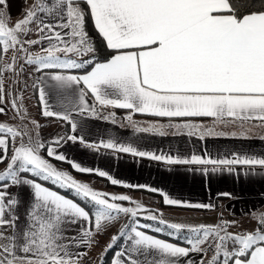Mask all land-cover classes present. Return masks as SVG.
Listing matches in <instances>:
<instances>
[{"label":"snow or ice","instance_id":"obj_1","mask_svg":"<svg viewBox=\"0 0 264 264\" xmlns=\"http://www.w3.org/2000/svg\"><path fill=\"white\" fill-rule=\"evenodd\" d=\"M6 4L7 0H0V6ZM5 7H0V60L10 51L13 55L10 63L0 64V105L6 97L3 74L18 75L25 64L34 66L41 73L32 87L39 93L42 115L64 121L71 134L46 144L38 133L33 138L27 124L0 122V163L7 161L0 172V264H81L87 252L74 249L91 248L94 237L121 216L129 222L105 248L107 252L123 241L111 264H194L193 253L203 257L208 251L213 252L208 264H264V214H258L254 229L235 233L229 229L236 221L171 223L128 195L93 190L41 154L46 150L47 157L67 162L79 173H94L129 189L146 186L83 167L57 148L79 142L90 149L103 147L172 165L213 166L202 168L204 175L223 171L221 166L229 172L233 165L264 169V157L212 159L193 154L181 158L141 151L112 139L90 143L77 135L82 121L75 118H111L116 123L114 112L101 115L102 110L114 108L169 121L213 118L223 125L259 121L264 126V0H35L14 26L8 23ZM89 16L113 53L103 62L86 31ZM33 31L37 39H28ZM37 45L43 54L30 52ZM52 92L60 98L56 107L49 103ZM10 104L14 118L23 122L27 112L22 97L12 95ZM0 114H6L5 107L0 106ZM126 119L137 132L160 136L165 135V127L178 133L187 130L189 136L199 132L200 139L213 134L191 122L138 127L131 114ZM30 123L39 128L36 121ZM10 187L29 190L23 223L21 194L9 193ZM160 194L165 205L214 208L210 203H188ZM142 212L147 213L142 219L153 223H140ZM73 226H78L76 234L66 235ZM143 229L182 239L187 246Z\"/></svg>","mask_w":264,"mask_h":264},{"label":"crops","instance_id":"obj_2","mask_svg":"<svg viewBox=\"0 0 264 264\" xmlns=\"http://www.w3.org/2000/svg\"><path fill=\"white\" fill-rule=\"evenodd\" d=\"M34 2L35 0H7L6 7H0H5L8 23L10 26H14L16 22L24 18L25 11ZM45 19L47 20L48 18L46 17ZM86 23V28L97 43L98 52L108 56L107 59H109L113 53L104 45L102 38L94 28L90 16ZM32 28L35 29V25H32ZM32 34H36L35 31ZM27 38L37 39V37H31V35ZM43 46H47V41L44 42ZM30 52L32 54H43L40 45L31 47ZM7 59L8 57L4 55L2 64L6 65ZM27 68L31 69V65H27ZM34 72L39 78L41 73L35 70ZM8 74L10 75L8 72L3 74L4 82L7 81ZM73 74H77L76 70H73ZM9 78L12 79V77ZM26 81L28 82L27 79ZM35 81L36 77L32 82L34 83ZM31 85L33 84L25 86L27 93L31 96H28L27 99L32 101H29L31 105L30 112L34 116L35 112L39 114L41 122L44 123V134H52L55 137L71 134L70 126L64 121L58 120L55 117H44L42 115L43 106L39 100V93ZM4 88L6 92L5 103L0 106L5 107L6 114L9 115L13 113L10 104L12 95L7 94L11 93L12 86H4ZM59 99L56 93H50V105L56 107ZM89 102H92L91 99ZM30 112L28 113L29 118H31ZM109 112L115 113L116 123H112L111 118L109 120H103L87 116H76L77 121H82V130L78 129L77 135L84 136L87 142L94 144L112 139L119 144H131L141 151L152 152L157 155L179 156L181 158H190L193 154L212 159H233L236 156L264 157V126H261L259 121H250L244 123L243 126H241L240 122L223 125L216 122L213 118H189L187 121L173 119L169 121L167 118L130 113L129 110L114 108L102 110L101 115L107 116ZM129 114L132 115L133 121L136 122L138 127L191 122L201 125L202 131L211 129L213 134L206 135L203 139H200L199 132L196 135L189 136L187 135V130H179L178 133V130L168 127L164 128L165 135L163 136L153 133L137 132L126 119ZM4 115L0 114V118H3ZM219 133H223V135ZM49 142L45 143L47 144ZM57 151L66 155L69 160L81 164L83 167L106 171L124 183L146 186L145 189H129L114 186L106 178L99 177L94 173H79L72 169L69 163L47 157L46 150H42L41 153L58 169L67 171L80 182L88 183L91 187L95 186L93 190L109 195H128L132 200L141 203L143 206L146 202H151V207L146 208L152 214H156L171 223L184 222L187 219H198L205 225H215L222 220L236 221V224L229 230H233V232H244L254 229L257 226L258 214H264V169H260L259 167L250 169L246 165H233V171L229 172L227 166H221L223 167V171L215 173L210 171L208 175H204L201 169L204 167L211 169L213 166L172 165L149 158L134 157L127 153L115 152L114 150L103 147H100L99 150L90 149L81 145L79 142L65 143L62 147L57 148ZM6 167L7 161L0 163V172L4 171ZM147 188H155L159 191L151 192L146 190ZM18 191L22 199L19 214L21 216V223H23V215L28 202L29 190L27 188L17 189L16 187H10L8 189V192L11 194H16ZM161 192L167 194L172 199L183 202L210 203L214 205V208L206 210L165 205L163 196L160 194ZM224 193L230 195H223ZM63 194L71 196L70 193ZM122 203L124 206L129 205L128 202ZM171 212L178 214H171ZM117 223L118 225H114H117L114 229V234H117L125 223H128V218L121 216L117 220ZM249 224H251L250 229L248 228ZM76 228L78 226H73L72 230L68 231L66 235H75ZM143 230L147 234L157 236L148 232L146 229ZM103 232L104 230L94 237L95 243H93L91 248L81 247L74 249L80 252H87V255L83 256L81 264L91 263V253L94 251L97 243L96 238L98 236L104 238ZM158 238L180 244L181 246H187L183 240L174 241L169 238ZM191 259L194 261V264H200L201 259H203L204 264H208L211 258L207 254L201 257L200 254L193 253Z\"/></svg>","mask_w":264,"mask_h":264},{"label":"rangeland","instance_id":"obj_3","mask_svg":"<svg viewBox=\"0 0 264 264\" xmlns=\"http://www.w3.org/2000/svg\"><path fill=\"white\" fill-rule=\"evenodd\" d=\"M87 20H89V17L86 18V21ZM86 25H87V23H86ZM86 25H85V27H86ZM86 31L88 32L90 38L92 39V41L95 43V45L97 47V43H96L95 39L91 37L92 35L89 33V31H88L87 28H86ZM31 37H37V35L36 34H31ZM99 54H101V52H98L97 55H99ZM5 55L8 57V59H7V64H8V63L11 62V59L10 58H12L13 53L10 51L9 53H7ZM9 59H10V62H9ZM19 63L20 64H24V61L23 60H20ZM1 64H2V61H1ZM34 70H35L34 69V66H31V69H29V68H27V65L25 64L24 67H23V70L20 71L18 75L15 74V73H13V72H8V73H10V75L8 74V78L9 77H12V79L9 78V83H8V78H6L7 81L4 82V86H12V88H11L12 95H16V96H21L22 97V104H23V108L27 112V118L22 122L19 118H14L16 116V114L13 112L14 114L13 113H11L9 115L5 114L3 118H0V122L7 123L9 125H21L22 123L23 124H27L28 125V128L31 131V134H32V136H33L34 139L37 137V133H38V137H39V139L41 141H43V142H49V141L53 140L56 137L53 136L52 134H50V135H48V134L45 135L44 134V130H43L44 123L41 122V119H40L39 114H37L35 112V116H34L33 113L30 112L31 105H30V102L29 101H31V100H28L27 99V97L30 96V94L27 93L25 86H29V84H34L32 82V80L34 81V78L35 77H36V80L38 79V76L36 75V73L34 72ZM26 76H27V78H26ZM25 78L28 80V82L26 81ZM29 82H31V83H29ZM29 112L31 113L30 114L31 118H29V114H28ZM31 120L36 121L37 124L39 125V128H36L34 125H32L30 123ZM94 187L95 186H92L93 189H94ZM150 205H152L151 202H148V203L146 202L144 204V207L145 208L146 207H151ZM125 206H132V205L129 204V205H125ZM146 214L147 213H144V212H142L140 214L142 223H145L146 222V220H143L142 219V217L144 215H146ZM171 214H178V213H176V212L172 213L171 212ZM128 222H129V220H128ZM179 223L186 224V225H193V226L202 224V222L200 220H198V219H193V220L192 219H187L184 222L182 221V222H179ZM115 224L118 225L117 220L114 221L112 224L108 225L104 229V232H103L104 233V238L103 237H100V236H98L96 238L97 243L95 245L94 251L91 253V259H90L91 263L90 264H101L102 263L103 256L106 253L105 252V248H106L107 244L110 242L111 237L115 233L114 229L117 226V225L114 226ZM248 228L249 229L251 228V224L248 225ZM230 231L233 232V230H230ZM167 237H169V236H167ZM170 238H173V237H170ZM210 253L211 254H208L207 253V256H209L211 258L212 255H213V252L211 251Z\"/></svg>","mask_w":264,"mask_h":264},{"label":"trees","instance_id":"obj_4","mask_svg":"<svg viewBox=\"0 0 264 264\" xmlns=\"http://www.w3.org/2000/svg\"><path fill=\"white\" fill-rule=\"evenodd\" d=\"M107 57L108 56H105V55H102V54H99L97 56V58L100 61H103V60L107 59ZM1 61L2 60H0V64H1ZM140 221H141V219H140ZM140 223H142V221ZM145 223H153V222L152 221H146ZM146 230L148 232H150V233H153V234L157 235L158 237H161V238L163 237V238H169V239L174 240V241H182V240H177V239H174V238L167 237V235L165 233H155V232H152V231H150L148 229H146ZM122 244H123V241L121 240L120 242H118L117 246L113 247L111 250H108L105 253V255L103 256V261H102L101 264H111L112 260L115 258V253L117 251H119V249L121 248ZM210 252L211 251H208L209 254H211Z\"/></svg>","mask_w":264,"mask_h":264}]
</instances>
